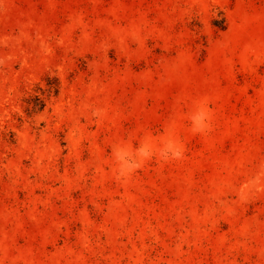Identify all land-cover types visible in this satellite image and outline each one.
Here are the masks:
<instances>
[{"label": "rangeland", "instance_id": "obj_1", "mask_svg": "<svg viewBox=\"0 0 264 264\" xmlns=\"http://www.w3.org/2000/svg\"><path fill=\"white\" fill-rule=\"evenodd\" d=\"M0 264H264V0H0Z\"/></svg>", "mask_w": 264, "mask_h": 264}, {"label": "clouds", "instance_id": "obj_2", "mask_svg": "<svg viewBox=\"0 0 264 264\" xmlns=\"http://www.w3.org/2000/svg\"><path fill=\"white\" fill-rule=\"evenodd\" d=\"M99 114L100 110L93 112L94 116H99ZM190 119L194 134H205L211 131V113L206 103L198 104ZM184 151V146L174 138L166 139L158 149L153 148L150 142L142 143L135 151H129L126 146L117 145L113 149L117 165L116 179H128L143 163L153 158H158L165 163L181 160Z\"/></svg>", "mask_w": 264, "mask_h": 264}, {"label": "trees", "instance_id": "obj_3", "mask_svg": "<svg viewBox=\"0 0 264 264\" xmlns=\"http://www.w3.org/2000/svg\"><path fill=\"white\" fill-rule=\"evenodd\" d=\"M57 87H58L57 83H56L55 86L48 85V89H46V90H47V91H51V89H52V90H54V92H55V91H57Z\"/></svg>", "mask_w": 264, "mask_h": 264}]
</instances>
